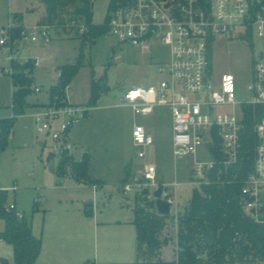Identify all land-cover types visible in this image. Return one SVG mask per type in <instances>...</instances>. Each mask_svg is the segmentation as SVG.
<instances>
[{"label": "rangeland", "instance_id": "374dc122", "mask_svg": "<svg viewBox=\"0 0 264 264\" xmlns=\"http://www.w3.org/2000/svg\"><path fill=\"white\" fill-rule=\"evenodd\" d=\"M111 1H92L94 25L104 24ZM42 13L43 6L37 0H0V39L3 38L1 30L9 27H12L11 34L20 38L21 32L36 25L37 18ZM21 17L22 20L19 21ZM74 31L58 34L55 30H50L49 43L42 40L31 43L29 39H25L18 41L15 46L21 58L17 62L18 66L33 65L32 58L35 57L40 63L38 67L33 65L31 77L34 78V83L26 97L28 108L25 115L14 121L6 140V148L0 152V193L5 192L2 188L9 190L16 185L14 192L4 193L6 200L3 205L15 204L16 211L30 221L35 238L41 240L42 249L35 264H100L93 257L95 249L92 219L84 218L83 207L87 201H92L88 208L94 211L99 223L127 222L133 216L135 203H144L145 206V202H148L152 207L149 212L157 214L154 202L146 196L131 194L125 202V197L118 191L122 185L131 181L135 172L141 170L143 165L155 166L158 186L162 183L171 184L174 180L180 184L175 190L168 187L176 195L179 216L189 208L193 190L201 191L206 186L190 184L194 175L191 156L183 159L172 157L171 125L167 108L156 107L152 115L139 116L134 115L125 105L117 106L123 92L155 81V67L166 61L167 48L158 43L138 48L127 44L119 45L108 32L90 43L83 42L81 46V34ZM5 49L6 46H0V123L12 118L10 106L15 87L11 77L17 72L12 63V75L8 76L3 72V68L10 67L5 61ZM259 49L260 44L253 36L242 37L235 34L233 37L218 36L212 40L208 76L213 88L219 86L221 74L230 73L235 77L236 100L249 101L251 96L246 87L252 78V67ZM81 53V65L64 91L66 102L71 103V106L86 107L92 81L101 89L106 87L107 90L100 93L96 105L87 111L84 118L69 128L72 132L71 136L68 133V144L72 151H68L63 146L54 147L49 136H40L31 113L49 104L62 103L63 97L49 96L50 88L57 83L59 68L74 65ZM35 87L40 88L39 93L34 92ZM231 111L228 106L217 109L218 113ZM59 124L57 122L55 128ZM133 124L145 126L152 138L153 144L146 148L142 159L137 158V150L131 143ZM1 132L0 129V134ZM62 152L76 163L86 157L88 176L92 180L101 181V184L96 189L76 184L69 174L70 169L60 177L57 167ZM126 166L129 167L128 175L124 171ZM34 205L36 211H33ZM174 213L172 210L168 216H164L158 235L159 240H167L166 244H161L158 252L159 260L166 264H172L176 259L178 223L172 218ZM121 228L113 225L102 227L99 238H102V232L119 231ZM3 229L4 223L0 218V231ZM120 231L133 234V228L129 224H123ZM111 240L117 241L115 235L111 236ZM0 257L13 263L10 246L5 242H0ZM134 261L135 259L131 262Z\"/></svg>", "mask_w": 264, "mask_h": 264}, {"label": "built area", "instance_id": "2783aa9c", "mask_svg": "<svg viewBox=\"0 0 264 264\" xmlns=\"http://www.w3.org/2000/svg\"><path fill=\"white\" fill-rule=\"evenodd\" d=\"M106 15L107 31L117 44L138 48L158 43L167 48L166 61L155 67V81L123 92L117 106L125 105L139 116L152 115L156 107L169 110L172 157H192L194 175L190 184L207 186L209 175L217 165L238 163L245 130L244 109H262L261 116L254 122L252 167L242 180L239 204L249 220L264 226V0H112ZM73 26L78 27V33H84L83 25L73 21ZM11 28L1 30L3 38L0 39V46H6L4 55L9 66L21 59L15 48L18 41L49 43V31L53 30L36 24L17 38L11 34ZM235 34L253 36L260 44L252 78L246 87L251 96L247 102L236 100L234 75L221 74L216 89L208 76L211 41L218 36L233 37ZM32 59L33 65L38 67L40 60ZM13 71L12 66L3 68L8 76ZM34 92L39 93L40 88L35 87ZM61 102L46 105L31 116L40 136H49L56 148L63 146L72 151L67 140L69 128L83 119L91 108L71 106L64 97ZM221 106L231 107L232 111L218 113ZM57 122L60 124L55 128ZM132 127L131 143L137 150V158L142 159L146 148L153 144L152 138L145 126L133 124ZM156 172L154 165H143L118 191L125 198L131 194L144 195L155 206L154 193L160 187L161 198L170 206V212L175 211L172 218L177 224L179 206L176 195L168 187L175 190L180 184L174 180L158 186ZM2 190L14 192L16 185ZM4 210L15 213L18 218L23 216L16 211L15 204L4 206Z\"/></svg>", "mask_w": 264, "mask_h": 264}, {"label": "trees", "instance_id": "16d2710c", "mask_svg": "<svg viewBox=\"0 0 264 264\" xmlns=\"http://www.w3.org/2000/svg\"><path fill=\"white\" fill-rule=\"evenodd\" d=\"M43 6V13L37 23L46 25L59 33L74 31L78 27H71V23L84 25L81 34V46L106 34V20L103 25L92 23L91 4L93 0H37ZM82 53L76 58L74 65L62 66L59 69L57 84L50 88L49 96L65 97L64 91L75 77L79 67ZM17 71L11 77L15 87L12 93V118L0 123V152L6 147V140L14 121L25 115L28 108L26 97L32 87L33 65L23 67L12 63ZM95 81L91 83L90 99L87 107L96 105L100 93L106 92ZM262 114L260 107H247L244 109L245 130L242 133V149L238 163L231 166L217 165L209 175L210 183L200 190L194 189L191 194L189 208L177 219V250L176 259L172 264H259L264 262V226L255 224L243 213L239 204L240 186L242 180L252 167L255 139L253 135L254 122ZM57 172L60 177L67 174L76 184L99 186V180H92L88 176L86 157L75 162L62 152L58 159ZM128 175L129 167H125ZM5 192L0 193V218L4 229L0 231V240L12 247L13 264H35L42 249V242L32 234V226L24 215L18 218L15 213L4 210L6 200ZM138 201V199H137ZM143 205V206H142ZM134 204L131 223L135 227L134 251L136 260L132 264H166L159 260L158 252L167 240L158 239L163 226L162 215L149 212L151 204ZM84 205L85 215L92 216L93 210ZM35 210V205L33 207ZM154 259H158L155 261ZM0 264H9L7 259L0 258Z\"/></svg>", "mask_w": 264, "mask_h": 264}, {"label": "crops", "instance_id": "0c3cea01", "mask_svg": "<svg viewBox=\"0 0 264 264\" xmlns=\"http://www.w3.org/2000/svg\"><path fill=\"white\" fill-rule=\"evenodd\" d=\"M13 16H12V18H13ZM39 19H40V17L37 18L36 24L38 23ZM13 20H14V18H13ZM21 20H22V17L19 21H21ZM20 24H21V22L19 23V25ZM33 79H32V81H33ZM57 79H58V74H57L56 81H57ZM33 83H34V81H33ZM55 85H53V86H55ZM43 105H46V104H43ZM43 105H41V106L43 107ZM169 119H170V114H169ZM69 132H70L69 135L71 136L72 129ZM67 140L69 141L68 135H67ZM82 185H84V184H82ZM124 200H125V202H127L129 199L127 197ZM86 204L90 205V204H92V201H87L84 205H86ZM84 218L88 219V220L92 219L90 221L92 224L91 228H92V232H93V236H94L93 241H94V249L95 250L93 253V257H94L95 262L98 261L100 264H132L131 261L134 259L136 260V255H135V251H134L136 232H135L134 225L131 223L132 218L127 219V222L123 223L125 225L126 224L131 225V227L133 228V234L131 233V235H129V232L120 231L123 228V224H121L120 222H111V223H99V222H97L96 215L94 216V211H93L91 217L86 216L85 211H84ZM111 225L117 226L118 228H121V227L122 228L119 229V231L117 230V231H112V232H107V231L102 232V238H99L101 228L105 227V226L111 227ZM112 235H115L117 241L111 240ZM119 236H120V238H118ZM0 242L3 243L4 241L0 240ZM9 246H10V252L12 255V247H11V245H9ZM40 253H39V255H40ZM5 256H7V255H5ZM0 258H2V257H0ZM7 260L9 262V264H13V263H10L9 259H7ZM37 260H38V257H37ZM259 264H264V262H260Z\"/></svg>", "mask_w": 264, "mask_h": 264}, {"label": "water", "instance_id": "95a60500", "mask_svg": "<svg viewBox=\"0 0 264 264\" xmlns=\"http://www.w3.org/2000/svg\"><path fill=\"white\" fill-rule=\"evenodd\" d=\"M144 191L145 193H147L146 190ZM161 195H162V190L159 187L157 191L154 193L156 211L158 215L168 216L170 213V206H168V203L161 198Z\"/></svg>", "mask_w": 264, "mask_h": 264}]
</instances>
